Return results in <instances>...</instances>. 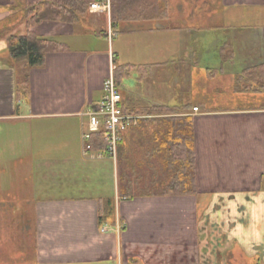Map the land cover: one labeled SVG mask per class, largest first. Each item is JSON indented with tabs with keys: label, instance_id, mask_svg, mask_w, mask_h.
Here are the masks:
<instances>
[{
	"label": "crops",
	"instance_id": "0c3cea01",
	"mask_svg": "<svg viewBox=\"0 0 264 264\" xmlns=\"http://www.w3.org/2000/svg\"><path fill=\"white\" fill-rule=\"evenodd\" d=\"M36 1L0 0V206L33 207L27 229L10 237L33 241L31 250L20 248L18 260L264 264V92L235 89L238 75L264 64V0H158L163 18L118 22L111 7L100 30L93 29V13L76 24L35 25L29 30L68 49L49 52L33 67L17 100L6 37L25 35L23 8ZM68 35L76 47L63 41ZM125 64L142 66L119 85L125 110L199 106L188 113L196 194L120 198L117 162L107 152L85 151L87 112L103 98L111 66ZM194 90H231L256 102L209 107L187 99ZM18 125L24 127L17 131ZM153 175L150 184L162 185ZM101 198L115 200L120 234L113 224H98Z\"/></svg>",
	"mask_w": 264,
	"mask_h": 264
},
{
	"label": "trees",
	"instance_id": "16d2710c",
	"mask_svg": "<svg viewBox=\"0 0 264 264\" xmlns=\"http://www.w3.org/2000/svg\"><path fill=\"white\" fill-rule=\"evenodd\" d=\"M94 0H37L34 3H27L23 8V18L27 27L25 35H10L7 38L8 51L13 63L17 67V100L21 99L22 93L27 87L29 73L33 67L42 65L49 52L68 49V45L53 38L37 35L29 29L45 21H56L62 23H78L88 14L90 3ZM112 1V22L134 21L145 19L163 18L166 13L158 0H147L144 7L139 4L141 0H111ZM149 1V2H148ZM141 70L142 66L134 64L118 65L115 67V78L118 85L123 78L132 70ZM235 89L238 92H264V64L255 65L245 69L237 76ZM195 107L191 103L169 105H149L141 107L136 112H127L147 115H165L161 120V127L153 137L155 154L162 156L166 164V170L171 171L169 181L162 183V189L156 191H144L143 194L153 195H186L196 194L195 177V145L193 119L188 113ZM199 109V106H196ZM105 129L93 132L88 143L95 151L107 152L105 140ZM124 134L121 145L125 142ZM120 160V159H119ZM132 181L130 178L123 180L119 176L120 198L134 196ZM114 199L101 198L98 219L100 226L115 225V204Z\"/></svg>",
	"mask_w": 264,
	"mask_h": 264
},
{
	"label": "rangeland",
	"instance_id": "374dc122",
	"mask_svg": "<svg viewBox=\"0 0 264 264\" xmlns=\"http://www.w3.org/2000/svg\"><path fill=\"white\" fill-rule=\"evenodd\" d=\"M149 2V1H148ZM111 6L112 1L110 0ZM139 4L141 7L145 6L147 0H141ZM88 9V8H87ZM89 10V9H88ZM96 14L95 17L91 20L94 26L93 29L100 30L101 26H104L105 21L107 20L108 13L102 14L105 12H90ZM108 14V15H107ZM109 20V19H108ZM94 40V37H90ZM116 39V38H115ZM117 40V39H116ZM63 41L71 43L74 47H76V40H70V35L66 36ZM113 41V39H111ZM112 45V42H111ZM137 76L140 75L139 72L133 71ZM130 74V77H135L134 74ZM135 82V83H134ZM136 80H131V85H136ZM145 91V90H143ZM170 92V91H169ZM237 96L231 90H194L193 95L187 97L194 103H203L206 106L214 107V106H234V104H248L253 105L255 104V98L248 100L246 97H252L253 95H241V98L246 99H237ZM159 105V104H153ZM162 105V104H160ZM144 107V106H142ZM141 110V109H140ZM140 119L137 123L126 130L125 142L120 146L121 149L117 153L116 159H114L118 164V176L122 175L123 180L125 178H130L132 183L131 185L134 186L138 184L141 186L142 190H134V193L141 194L145 190V187L148 186V191H156L158 189H162L161 185H151L152 183V174L154 178V182L163 180L169 181L172 175L171 171L166 170V164L162 160V156L160 154H155L153 151L154 143L153 137L155 132L162 128L160 123L165 115H147V114H139ZM151 120V121H150ZM23 126L17 127V131L22 129ZM133 128V129H132ZM2 130V128H1ZM1 134V133H0ZM119 150V148H118ZM120 159V160H119ZM64 173L62 174L64 177L66 176ZM155 176V177H154ZM23 177V176H19ZM165 184V182H163ZM32 210L33 207H29L27 202H14L13 206H0V264H22L18 258L23 257L19 255L20 248H28L31 250L32 248V240L27 238H10L14 237V234L17 232H21L22 230H26L29 226L30 219L32 217ZM121 229L120 233L123 230L122 223H120ZM115 225L113 229L116 232ZM117 233V232H116ZM119 233V234H120ZM118 234V233H117ZM12 248V252L7 253V249ZM9 251V250H8ZM24 257L27 258L29 252L24 251ZM126 261V256L122 257ZM124 260H122V264H124ZM15 261V262H14ZM20 262V263H19ZM121 263V262H120Z\"/></svg>",
	"mask_w": 264,
	"mask_h": 264
},
{
	"label": "built area",
	"instance_id": "2783aa9c",
	"mask_svg": "<svg viewBox=\"0 0 264 264\" xmlns=\"http://www.w3.org/2000/svg\"><path fill=\"white\" fill-rule=\"evenodd\" d=\"M91 12H105L110 15L111 3L110 0H94L89 5ZM115 67L111 66L110 73L103 85V98L98 103L95 109L87 112L89 118L88 131L83 133L85 141V151H90L91 145L88 143L89 138L93 132L105 129L104 134L107 142V153L116 159L118 153V146L122 141L124 132L131 126L135 125L140 119V115L127 112L121 105L122 97L119 90V85L115 78ZM193 110L198 111V107ZM105 226L103 230H106ZM121 226L117 224L116 232L120 233Z\"/></svg>",
	"mask_w": 264,
	"mask_h": 264
}]
</instances>
